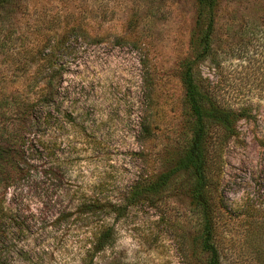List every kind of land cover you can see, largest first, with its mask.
Wrapping results in <instances>:
<instances>
[{
  "label": "rangeland",
  "instance_id": "rangeland-1",
  "mask_svg": "<svg viewBox=\"0 0 264 264\" xmlns=\"http://www.w3.org/2000/svg\"><path fill=\"white\" fill-rule=\"evenodd\" d=\"M216 9L220 68L203 62L200 73L248 116L212 153L213 243L220 264H264V0ZM195 16L194 0H13L0 12V91L32 103L35 117L21 145L25 175L6 193L0 179V264H82L103 226L114 245L93 264H204L186 176L119 209L141 179L174 167L184 130L178 70ZM231 25L256 40L232 44ZM241 51L255 71L233 58ZM94 203L106 208L85 214Z\"/></svg>",
  "mask_w": 264,
  "mask_h": 264
},
{
  "label": "trees",
  "instance_id": "trees-1",
  "mask_svg": "<svg viewBox=\"0 0 264 264\" xmlns=\"http://www.w3.org/2000/svg\"><path fill=\"white\" fill-rule=\"evenodd\" d=\"M12 1L0 0V12L10 6ZM194 2L196 16L190 39L191 56L179 63L178 70L179 80L184 90V130L177 159L170 171L161 174L154 181L141 179L144 183L130 192L126 204L121 205L119 209L124 210L127 206L142 203L145 198L151 199V196L159 195L166 187L176 183L174 181L179 177L186 176L187 181L184 185L187 196L198 218V230L193 238V244L199 255L204 256L202 260L204 264H220L219 255L213 243V195L217 182L212 176L215 164L212 153L218 149L222 150L228 139L236 135L235 126L239 120L248 116V109L247 107L238 109L226 107L224 105L226 101L220 98L222 93L219 92L221 90L218 83L213 81L209 74L203 77L200 73L199 67L203 62H206L211 70L220 68L221 61L218 60L217 51H214L216 8L220 0H194ZM250 27V30L255 29L253 23ZM240 29H242L241 25L235 29L232 25L228 28L232 44L242 43L245 39L249 42L255 39L256 35L254 36L253 31ZM234 39L236 40L233 41ZM246 44L250 43H243L242 46L246 47ZM134 47L139 48L138 45ZM233 58L238 60L242 67L251 66L255 71L253 65L256 59L254 55H249L248 51H241V54ZM51 82V78L47 79L46 85L49 89H51ZM49 91L44 97L49 95ZM14 100L0 91V179L5 193L12 186V181L20 180L25 175L21 166L27 163L24 160L21 145L25 142L28 128L35 120L32 103H28L20 95L18 101L14 102ZM144 131L146 134L149 133L147 128ZM99 206L106 208L98 203L89 204L86 206L85 214L100 210ZM1 218L0 209V222ZM114 241L113 228L101 227L97 233L87 238L89 249L82 264H93L94 258L99 253L113 247Z\"/></svg>",
  "mask_w": 264,
  "mask_h": 264
}]
</instances>
